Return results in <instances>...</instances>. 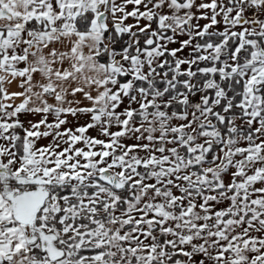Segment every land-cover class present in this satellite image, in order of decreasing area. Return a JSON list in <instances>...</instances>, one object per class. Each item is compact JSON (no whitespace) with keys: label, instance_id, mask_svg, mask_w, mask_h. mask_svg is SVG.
I'll return each mask as SVG.
<instances>
[{"label":"snow or ice","instance_id":"snow-or-ice-1","mask_svg":"<svg viewBox=\"0 0 264 264\" xmlns=\"http://www.w3.org/2000/svg\"><path fill=\"white\" fill-rule=\"evenodd\" d=\"M0 264H264V0H0Z\"/></svg>","mask_w":264,"mask_h":264}]
</instances>
